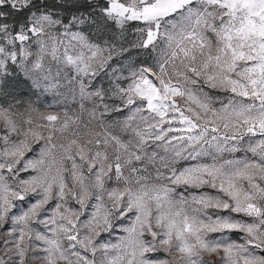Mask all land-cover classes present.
Masks as SVG:
<instances>
[{"label": "snow or ice", "instance_id": "6c2138e0", "mask_svg": "<svg viewBox=\"0 0 264 264\" xmlns=\"http://www.w3.org/2000/svg\"><path fill=\"white\" fill-rule=\"evenodd\" d=\"M0 264H264V0H0Z\"/></svg>", "mask_w": 264, "mask_h": 264}]
</instances>
